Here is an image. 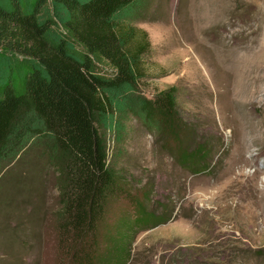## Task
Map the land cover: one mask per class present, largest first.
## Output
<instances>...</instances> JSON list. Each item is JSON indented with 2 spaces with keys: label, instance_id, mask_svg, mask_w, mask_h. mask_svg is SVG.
Returning <instances> with one entry per match:
<instances>
[{
  "label": "rangeland",
  "instance_id": "374dc122",
  "mask_svg": "<svg viewBox=\"0 0 264 264\" xmlns=\"http://www.w3.org/2000/svg\"><path fill=\"white\" fill-rule=\"evenodd\" d=\"M49 12L59 35L62 12ZM112 22L143 50L135 87L103 91L108 161L169 218L137 233L127 264H264V0H136ZM9 54L0 46V77L16 85ZM169 86L194 129L189 148L207 143L205 171L180 164L145 122L143 99ZM58 175L57 149L27 113L0 154V264H70L55 230Z\"/></svg>",
  "mask_w": 264,
  "mask_h": 264
},
{
  "label": "trees",
  "instance_id": "16d2710c",
  "mask_svg": "<svg viewBox=\"0 0 264 264\" xmlns=\"http://www.w3.org/2000/svg\"><path fill=\"white\" fill-rule=\"evenodd\" d=\"M134 2L0 0V46L10 52V70L18 74L16 85L8 74L0 77V154L22 117L34 114L59 156L62 210L54 225L70 264H127L137 233L169 220L133 194L126 173L109 163L104 137L110 102L103 91L133 88L139 74L143 47H134V37L112 22ZM49 6L62 12L59 35L52 32L58 24ZM141 109L165 146L177 150L180 164L207 170V143L198 142L193 150L186 143L194 129L176 109L174 86L143 99Z\"/></svg>",
  "mask_w": 264,
  "mask_h": 264
}]
</instances>
